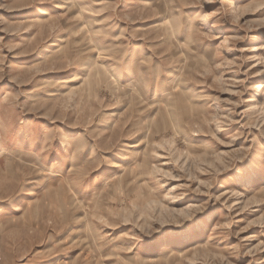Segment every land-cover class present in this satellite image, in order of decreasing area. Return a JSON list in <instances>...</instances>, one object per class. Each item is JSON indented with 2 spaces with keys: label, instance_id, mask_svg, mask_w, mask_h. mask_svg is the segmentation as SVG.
<instances>
[{
  "label": "rangeland",
  "instance_id": "1",
  "mask_svg": "<svg viewBox=\"0 0 264 264\" xmlns=\"http://www.w3.org/2000/svg\"><path fill=\"white\" fill-rule=\"evenodd\" d=\"M0 264H264V0H0Z\"/></svg>",
  "mask_w": 264,
  "mask_h": 264
},
{
  "label": "snow or ice",
  "instance_id": "2",
  "mask_svg": "<svg viewBox=\"0 0 264 264\" xmlns=\"http://www.w3.org/2000/svg\"><path fill=\"white\" fill-rule=\"evenodd\" d=\"M167 223L170 224L171 230L176 233H183L190 226L189 223L184 221H172Z\"/></svg>",
  "mask_w": 264,
  "mask_h": 264
}]
</instances>
